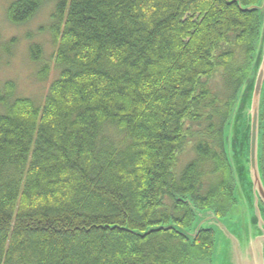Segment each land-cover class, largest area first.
Wrapping results in <instances>:
<instances>
[{
	"label": "trees",
	"instance_id": "obj_1",
	"mask_svg": "<svg viewBox=\"0 0 264 264\" xmlns=\"http://www.w3.org/2000/svg\"><path fill=\"white\" fill-rule=\"evenodd\" d=\"M45 1L14 0L5 17L26 24ZM260 1L55 0L58 75L42 104L15 97L13 82L0 86V264L209 256L211 229L193 243L171 229L134 232L189 228L187 200L216 217L230 213L223 128L258 42V12L245 9ZM29 55L39 61L40 47ZM186 149L195 157L179 170Z\"/></svg>",
	"mask_w": 264,
	"mask_h": 264
},
{
	"label": "rangeland",
	"instance_id": "obj_2",
	"mask_svg": "<svg viewBox=\"0 0 264 264\" xmlns=\"http://www.w3.org/2000/svg\"><path fill=\"white\" fill-rule=\"evenodd\" d=\"M12 1L14 0H0V86L7 81L13 82L15 97L29 98L36 105H41L51 82L58 75L53 62L55 47L49 34L50 15L55 0H46L36 15L23 25H12L5 17L6 7ZM32 45L40 47L41 58L39 61L32 62L30 59L29 48ZM43 66H47L50 71L45 79L40 80L39 72ZM211 85L215 91L221 93L223 78L214 77L211 80ZM198 127V130L203 128V126ZM191 131H196V127L191 126ZM248 152V148L247 152L246 150L242 152L232 151V167L235 178L234 194L237 203L234 202V205L230 206V215L223 218L217 217L219 218L217 223L221 226L218 224L211 226L214 232L211 253L207 258L201 257L203 253L193 256L188 264H228L229 247L225 233L239 238L241 243L246 240L249 241L253 237L259 238L256 237L259 235L264 236V227L260 226L264 211L260 204H256L248 181V165L246 164ZM194 157L193 151L186 149L179 159L178 169L181 170ZM229 160L231 162L230 157ZM208 178L202 181L203 190L211 185V179ZM253 221H256L257 224L253 225Z\"/></svg>",
	"mask_w": 264,
	"mask_h": 264
},
{
	"label": "water",
	"instance_id": "obj_3",
	"mask_svg": "<svg viewBox=\"0 0 264 264\" xmlns=\"http://www.w3.org/2000/svg\"><path fill=\"white\" fill-rule=\"evenodd\" d=\"M246 11H257L259 15L260 29L256 50L250 66L251 75L246 79L239 90L236 103L230 113V117L223 128V145L229 166L232 169L233 185L235 189V178L232 162V151L242 152L248 148L247 165L248 181L256 204H260L264 211V179L262 175L259 145V126L264 128V120L260 123V117H264V0L258 5L245 9ZM264 119V118H263ZM231 159V162L229 160ZM233 189V200L235 198ZM192 210L194 220L187 229H182L169 224L154 229H148L145 233L134 232L139 236H145L151 231L174 230L193 243L201 230L207 231L212 225H217L219 218L212 210H198L186 201ZM231 214V211L228 215ZM227 215V216H228ZM253 225L257 224L253 221ZM264 225V217L262 220ZM260 223L261 227H264ZM221 226L220 224H218ZM213 231V229H211ZM214 233V232H213ZM229 253L228 264H264V236L250 238L249 241L241 243L240 239L225 233ZM262 236V237H260Z\"/></svg>",
	"mask_w": 264,
	"mask_h": 264
},
{
	"label": "flooded vegetation",
	"instance_id": "obj_4",
	"mask_svg": "<svg viewBox=\"0 0 264 264\" xmlns=\"http://www.w3.org/2000/svg\"><path fill=\"white\" fill-rule=\"evenodd\" d=\"M264 117H260V123L263 121ZM259 145H260V160L259 163L261 165L262 175L264 179V128L259 126Z\"/></svg>",
	"mask_w": 264,
	"mask_h": 264
}]
</instances>
